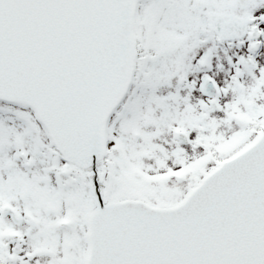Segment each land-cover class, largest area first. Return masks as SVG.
<instances>
[{
    "label": "snow or ice",
    "instance_id": "snow-or-ice-1",
    "mask_svg": "<svg viewBox=\"0 0 264 264\" xmlns=\"http://www.w3.org/2000/svg\"><path fill=\"white\" fill-rule=\"evenodd\" d=\"M0 264H264V0H0Z\"/></svg>",
    "mask_w": 264,
    "mask_h": 264
}]
</instances>
